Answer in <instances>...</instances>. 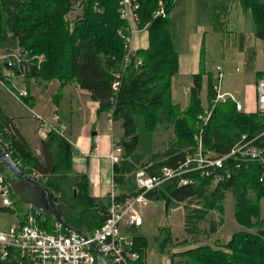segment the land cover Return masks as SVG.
<instances>
[{"label": "trees", "instance_id": "obj_1", "mask_svg": "<svg viewBox=\"0 0 264 264\" xmlns=\"http://www.w3.org/2000/svg\"><path fill=\"white\" fill-rule=\"evenodd\" d=\"M139 2V27L148 28L149 46L136 51L112 104V83L126 54L121 32L126 30L127 23L120 17V0H0V49L22 47L33 54H43L45 60L40 70L29 77L45 82L58 79L62 87L76 81L99 102V113L112 112L113 120L122 122L124 137L118 144L123 148L122 160L114 164V182L121 202L137 193L133 173L138 168L158 174L164 167L177 168L184 162L185 149L193 145L198 115L206 108L201 99L204 75H207V106L215 105L204 130L206 148L214 154L226 155L241 137L250 140L264 132V113L240 111L231 99L214 104L215 78L206 71L203 60L200 72L193 76L188 107L181 110L173 103L172 84L179 71V55L169 30V16H156V12L162 2L169 15L175 0ZM76 3L80 4L82 14L72 24L69 14ZM241 3L252 13L256 34L264 43V0H241ZM138 59L142 60L140 66ZM55 97L58 104L61 92ZM138 116L143 118L147 132L154 133L162 123L172 125L174 130V139L163 152L153 154L149 163L136 154ZM6 118L0 113L1 122ZM257 144L264 145V135L257 139ZM7 150L25 173L33 169L47 178L44 184L64 204L61 217L68 227L90 236L107 221L109 196L93 197L87 175L73 171L72 160L77 151L68 140L50 134L42 142L43 159H40L17 129L12 147ZM222 173L224 179L214 188L212 177L196 172L185 176L190 183L179 185V179H173L148 197L165 201L167 209L196 201L201 208L189 210L185 216L186 230L196 234L208 212L219 208L224 193L231 191L236 200L237 222L248 230H257L237 232L219 249L199 246L179 252L172 255V264H264V229H261L264 219L259 204L264 199V183L260 180L264 164L260 160L231 157ZM13 198L17 206L24 204L15 193ZM47 221L44 227L50 229L49 224L57 220L47 214ZM64 231L69 232L65 226ZM161 231L165 236L159 240L160 251L164 252L174 243L168 229ZM211 231L217 232V224L212 223ZM133 241L132 250L139 254L136 263L147 264L148 238L134 233ZM175 257L180 259L176 262ZM0 264L13 262L0 260Z\"/></svg>", "mask_w": 264, "mask_h": 264}, {"label": "crops", "instance_id": "obj_2", "mask_svg": "<svg viewBox=\"0 0 264 264\" xmlns=\"http://www.w3.org/2000/svg\"><path fill=\"white\" fill-rule=\"evenodd\" d=\"M168 16L169 30L179 55V71L172 84L173 103L181 110L188 107L193 76L200 72L203 60L206 71L214 76L217 66L223 68L224 92L234 94L241 101L240 111L257 112L258 83L264 80V43L256 34L252 13L243 8L241 0H175ZM148 46V28H140L134 36L133 50L136 52ZM240 67L241 75L237 76ZM25 83L30 94L28 102L19 100L0 85V113L16 120L19 134L40 159H43L42 142L45 140L37 135V122L32 119L28 107L50 122H54L57 115L77 151L72 160L73 171L87 175L93 197L106 199L113 186L116 187L114 164L108 156L114 144H119L124 137L122 122L113 120L111 112L99 113V102L76 81L62 87L58 79L45 82L38 77H29ZM204 84L207 90V75H204L203 87ZM59 91L61 98L56 104L55 96ZM203 105H208L207 95ZM164 124L167 123L160 125ZM149 203L151 209L155 202L150 200ZM63 207L61 203L59 209L62 212ZM30 209L31 206L23 204L15 205L14 210L0 209V212L4 215L14 213L13 224H16L24 220Z\"/></svg>", "mask_w": 264, "mask_h": 264}, {"label": "built area", "instance_id": "obj_3", "mask_svg": "<svg viewBox=\"0 0 264 264\" xmlns=\"http://www.w3.org/2000/svg\"><path fill=\"white\" fill-rule=\"evenodd\" d=\"M139 9V0H120V17L127 23L126 30L121 32L126 54L112 83V104L116 102L123 79L136 53L133 50V41L140 29ZM156 16H168L166 7L162 3H160ZM44 60L43 54H33L32 51L22 47L9 50L0 49V85L9 89L19 100L29 98L30 94L25 81L33 71L40 70ZM137 65H142L141 59L137 60ZM223 77V68L219 66L217 67L218 83L215 85L214 104L231 99L241 110V101L232 95L222 93ZM214 106L206 112V117L199 116V119L204 121L196 137L197 147L193 153L186 155L184 162L177 168L164 167L158 174H150L146 168H138L133 173L137 193L124 202L118 200L117 188L113 186L109 194V217L104 225L87 236V239L76 231L65 232L64 226L58 221L51 222L50 229H47L44 227L48 224L47 214L41 209L31 207L25 214L24 220L7 228L0 227V260H11L13 264H96L97 257L90 248V244H95L110 264L137 262L139 254L132 250L133 232L144 224V213L150 202L148 197L150 193L173 179H179V185H186L191 180L185 176L196 172L212 177L213 184H218L224 179L222 169L226 160L231 157L241 160H260L264 164V151L257 145V139L263 136L264 132L250 140L243 136L229 154L207 155L203 135ZM28 109L32 119L37 122L36 132L41 139L47 140L50 134L55 133L69 141L67 129L59 122L57 115L54 117V122H50L30 106ZM258 111L264 113V80L258 83ZM17 129L14 118L8 117L3 122L0 121V142L6 149L12 147ZM122 154L123 148L116 143L108 158L113 164H117L122 160ZM28 174L41 182L45 177L33 169ZM260 180L264 183V173ZM13 194V187L6 174L0 173V209H15Z\"/></svg>", "mask_w": 264, "mask_h": 264}, {"label": "rangeland", "instance_id": "obj_4", "mask_svg": "<svg viewBox=\"0 0 264 264\" xmlns=\"http://www.w3.org/2000/svg\"><path fill=\"white\" fill-rule=\"evenodd\" d=\"M162 3V2H161ZM165 5V3H162ZM82 14V8L79 3H76L70 15V22L73 24L77 17ZM219 67V66H217ZM217 67L215 69H217ZM217 71V70H215ZM241 67L237 72V76H240ZM215 85H217V72L214 76ZM190 82H188L187 87ZM222 93L232 95L236 98L234 94L224 92L223 85L221 87ZM206 85L204 84L201 98L202 102L206 104ZM237 99V98H236ZM238 100V99H237ZM212 107L206 106L204 111L198 115V120L196 124V130L193 135V145L188 146L185 149L188 153H193L197 147L196 137L199 134L201 128L203 127V119H199V116H207L206 112ZM137 133L139 135V144L136 152L144 157L143 162L149 163L151 156L158 152H163L170 142L174 139L172 125L164 124L159 125L158 130L154 133L147 132L144 126V121L141 117L136 118ZM243 137H241L242 139ZM240 139V140H241ZM239 140V141H240ZM238 141V142H239ZM204 144V141H203ZM262 151H264V145L257 144ZM205 151L208 156H213L214 153L206 148L204 144ZM264 154V153H263ZM77 168V167H76ZM75 168V169H76ZM46 177L42 178V181H46ZM213 188L217 184L212 185ZM253 195V194H251ZM154 201V200H153ZM152 203V208L150 209V203L145 209L144 213V224L139 229L135 230L133 233H140L146 236L149 240V246L147 249V258L145 262L147 264H172V255L179 252L188 250L190 248H196L199 246H211L213 248L219 249L226 244L231 237L237 232L250 231L255 232L257 229L248 230L237 222L235 212V196L231 191H226L224 197L220 203V207L208 212L205 220L201 222L198 226V231L196 234L189 233L186 230L185 216L189 210H194L196 208H201L196 201L181 203L176 208L167 209L165 201H154ZM261 217L264 219V199L259 201ZM15 222V214L4 215L0 212V227H9ZM212 223L217 224V232L212 233L211 226ZM168 229L170 236L173 240V245L170 244L164 252L160 251V238L162 239L165 235L161 232L162 229ZM261 229H264V225ZM187 241L186 244L182 242ZM177 262L180 258L175 257ZM138 264V263H133Z\"/></svg>", "mask_w": 264, "mask_h": 264}, {"label": "water", "instance_id": "obj_5", "mask_svg": "<svg viewBox=\"0 0 264 264\" xmlns=\"http://www.w3.org/2000/svg\"><path fill=\"white\" fill-rule=\"evenodd\" d=\"M4 172L8 181L11 183L16 197L24 204L33 208H38L46 214L53 216L58 222L65 226L69 231H76L68 227L62 220V211L59 209V198L50 190L44 182L38 181L29 174L25 173L13 156L0 142V173ZM85 239L87 235L77 231ZM90 248L97 257L96 264H110L109 261L100 253L95 244H90Z\"/></svg>", "mask_w": 264, "mask_h": 264}, {"label": "flooded vegetation", "instance_id": "obj_6", "mask_svg": "<svg viewBox=\"0 0 264 264\" xmlns=\"http://www.w3.org/2000/svg\"><path fill=\"white\" fill-rule=\"evenodd\" d=\"M59 203H60V205H61V201L59 200Z\"/></svg>", "mask_w": 264, "mask_h": 264}]
</instances>
